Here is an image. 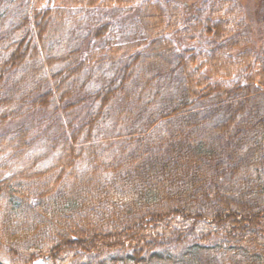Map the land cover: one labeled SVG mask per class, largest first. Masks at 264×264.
<instances>
[{
    "label": "trees",
    "instance_id": "trees-1",
    "mask_svg": "<svg viewBox=\"0 0 264 264\" xmlns=\"http://www.w3.org/2000/svg\"><path fill=\"white\" fill-rule=\"evenodd\" d=\"M98 8L145 39L78 19ZM248 37L234 1L0 0V264H264Z\"/></svg>",
    "mask_w": 264,
    "mask_h": 264
},
{
    "label": "rangeland",
    "instance_id": "rangeland-1",
    "mask_svg": "<svg viewBox=\"0 0 264 264\" xmlns=\"http://www.w3.org/2000/svg\"><path fill=\"white\" fill-rule=\"evenodd\" d=\"M164 1V0H156ZM185 7L188 16L195 15L201 9L209 7L213 3L224 0H176ZM234 1L241 8L242 17L248 26V43L242 48L235 50L233 55H237L245 50H253L258 55L264 57V0H226ZM138 8H98L79 15L89 28L96 23H111L114 26V39L118 44H129L145 39L142 26L138 21ZM206 15H210L206 13ZM201 41V40H199ZM198 41V42H199ZM176 42L181 50L200 48L197 42H185L179 38Z\"/></svg>",
    "mask_w": 264,
    "mask_h": 264
}]
</instances>
